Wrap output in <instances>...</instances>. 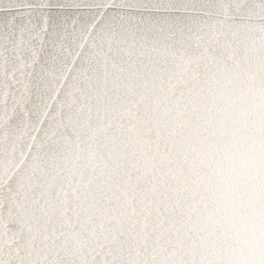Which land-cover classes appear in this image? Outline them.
Instances as JSON below:
<instances>
[{
  "label": "snow or ice",
  "instance_id": "obj_1",
  "mask_svg": "<svg viewBox=\"0 0 264 264\" xmlns=\"http://www.w3.org/2000/svg\"><path fill=\"white\" fill-rule=\"evenodd\" d=\"M0 264H264V0H0Z\"/></svg>",
  "mask_w": 264,
  "mask_h": 264
}]
</instances>
